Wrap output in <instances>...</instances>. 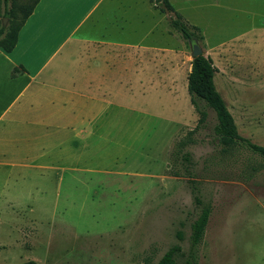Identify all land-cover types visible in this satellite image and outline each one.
<instances>
[{"label":"rangeland","instance_id":"rangeland-1","mask_svg":"<svg viewBox=\"0 0 264 264\" xmlns=\"http://www.w3.org/2000/svg\"><path fill=\"white\" fill-rule=\"evenodd\" d=\"M155 1L116 6L124 31L110 28V37L126 45L93 65L108 74L105 103L95 104L104 123L85 135L80 126L31 129L13 145L20 159L0 177V264H157L176 244L188 254L200 213L193 187L211 208L198 264H264V159L246 142L222 145L204 104L198 127L192 42L169 25L180 14L203 36V55L215 65L222 52L240 69L231 83L218 75L217 89L240 136L264 147V0H168L174 12Z\"/></svg>","mask_w":264,"mask_h":264},{"label":"crops","instance_id":"crops-1","mask_svg":"<svg viewBox=\"0 0 264 264\" xmlns=\"http://www.w3.org/2000/svg\"><path fill=\"white\" fill-rule=\"evenodd\" d=\"M122 2L40 0L19 32L13 51L0 50V169L4 168L0 177L10 174L13 164L9 162L15 160V153L16 160L20 159L13 145L24 143L31 129L65 125L74 132L80 126L78 134L85 135L91 125L104 123L103 110L95 104L105 103L107 93L101 91L108 74H94L93 65H108L111 54L119 58L123 52L120 49L126 44L110 37V28L124 31V19L115 13ZM97 47L100 53L93 49ZM89 48L93 49L91 55ZM215 57L220 61H215L219 71L215 85L218 75L230 83L238 81L236 73L240 69L222 52ZM75 64L78 66L72 71ZM15 68L24 71L13 76ZM78 97L91 99L92 107L90 101L84 109L74 105L71 100Z\"/></svg>","mask_w":264,"mask_h":264},{"label":"trees","instance_id":"trees-1","mask_svg":"<svg viewBox=\"0 0 264 264\" xmlns=\"http://www.w3.org/2000/svg\"><path fill=\"white\" fill-rule=\"evenodd\" d=\"M39 2L40 0H27L24 3H20L19 0H0V50L6 53L13 51L17 44L19 32ZM155 8L160 9L162 12H174L168 0H156ZM3 19L8 20L6 27L2 24ZM169 25L184 40L191 41L192 44H199L203 40V36L198 32L199 29L189 26L180 14H175L174 18L169 19ZM23 71V68L21 70L15 68L12 75L15 76L18 72ZM218 72L212 58L209 56L201 55L192 60L191 71L187 78L188 91L191 96L192 105L199 115L198 127L206 122L208 115L205 107L210 108L216 115L217 125L215 127V134L222 145L229 147L235 145L238 141H243L247 143V146L252 151L264 159V147L253 144L240 136L235 119L225 99L216 88L215 76ZM202 104L205 107L202 108ZM188 157V154L184 155L185 160ZM192 195L196 207L200 208V213L191 225L190 252L185 254L182 246L176 244L163 255L157 264H198L197 249L205 236L211 208L203 204L197 188H192ZM177 238L179 242H182L184 240L183 233L178 232ZM21 264L38 263L27 261Z\"/></svg>","mask_w":264,"mask_h":264},{"label":"water","instance_id":"water-1","mask_svg":"<svg viewBox=\"0 0 264 264\" xmlns=\"http://www.w3.org/2000/svg\"><path fill=\"white\" fill-rule=\"evenodd\" d=\"M6 22V19L3 20V24ZM192 57L193 59L203 55V50L199 44H192Z\"/></svg>","mask_w":264,"mask_h":264}]
</instances>
